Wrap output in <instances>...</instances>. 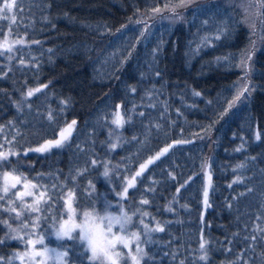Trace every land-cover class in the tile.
I'll return each instance as SVG.
<instances>
[{"label": "trees", "instance_id": "16d2710c", "mask_svg": "<svg viewBox=\"0 0 264 264\" xmlns=\"http://www.w3.org/2000/svg\"><path fill=\"white\" fill-rule=\"evenodd\" d=\"M239 2L193 0V4L184 10V20L172 23L167 19V11L150 12L157 5L162 7L165 0H18L23 5V20L18 18L12 24L9 37H23L26 44L15 48L22 49V52L14 50L11 61L6 55H0V72H6L0 77V89L3 90L0 91V124L5 125L0 133V143L13 135L7 123L9 119L16 120L22 130L19 120L26 118L29 121L27 134L33 146L41 137L53 138L54 131L58 132L57 124L63 126L75 119L77 124L73 135L63 148H54L46 154L30 152L21 167L25 171L31 169L33 177L36 172L55 173L59 170L57 174L63 180L70 169L83 166L86 159L90 165V158L94 157L98 164L90 166L83 177L77 178L80 183L77 196L83 199V188L91 179L96 186L94 195L106 193L115 200L112 189L119 190L126 169L131 173L149 154L174 139L190 141L173 144L137 178V201L140 192L156 181L153 185L155 193L145 194L150 205L144 207L165 227L163 233H153L160 243L148 246L152 250L158 249L155 261L149 264H178L184 257H187L188 264H192L190 250L198 248L201 229L210 241V264H227L243 247L242 238L251 232L259 211L258 196L248 194L236 200L233 196L244 190L245 183L258 189L264 179L261 172L264 169V41L260 38V22L254 15L249 16V21H255L257 26L256 35L251 37L256 45L248 76L250 86H255L254 91L248 99L241 97L223 118H218V113L235 94L234 85L243 83L242 71L235 67V61L241 50L251 47L249 29L241 23L243 13L236 7ZM38 3H50L51 8L42 12L40 8L32 7L29 11V4ZM43 15H48L49 20H43ZM137 19L149 25L139 42L135 37L139 36L142 25L136 24ZM205 20L207 24H204ZM8 23L7 20L0 21L5 32L9 31ZM121 24L126 27L118 32ZM104 25L111 32L103 31ZM225 27L227 30L219 32V39H216L218 29ZM204 35L209 43L195 50ZM161 39L164 43L153 62L152 49ZM31 40L40 43H27ZM133 43L136 47L131 56L119 70H115L111 60L113 50H123ZM21 55L28 62L23 67L18 63ZM33 63L37 67H32ZM9 67L11 71H8ZM156 71L161 75L156 76ZM39 84L47 87L30 98L31 110L25 107L23 115L17 113L12 103L20 99L17 90ZM133 87L136 89L134 93L131 91ZM196 92L200 95H195ZM148 93H152L151 99ZM61 100H67V104L62 105ZM150 103L154 107H150ZM116 104L121 105L122 115L132 117L118 130L111 124ZM49 106L57 116L55 124H49L43 118ZM140 112L144 115L140 116ZM152 124H160L161 130L151 127L150 143L139 144L138 141L145 139V125ZM32 125H35L37 135H32ZM110 129L114 130L112 141H109ZM257 132L261 134L260 139H256ZM134 135L136 141L132 140ZM109 142H117L118 147L109 150ZM77 144L85 151L81 152ZM241 144L243 147L236 151ZM7 146L5 143V148ZM18 146L27 145L21 141ZM21 155L24 154L21 152ZM105 160L111 161L109 167L114 169L110 173L111 183L100 175ZM203 161L207 162L212 174L210 207L203 204ZM241 162L246 167L236 169ZM116 165L120 167L116 168ZM169 172L173 173L175 180L168 176ZM193 172L197 174L193 181L176 194L175 188ZM237 174L245 178L243 183H232ZM40 180L49 185L56 182L47 175ZM68 184L71 186V180ZM229 184H232L231 188ZM129 192L132 193L133 189ZM173 196L177 197L178 203L170 205L173 211H165L164 205ZM185 204L187 207H182ZM54 211H58V206ZM233 233L239 235L233 236ZM229 240L233 241L232 244L228 243ZM9 243L13 248L23 247L17 241ZM181 244L176 261H173L171 253ZM51 245L55 246L54 237ZM229 248L231 251H226ZM9 250V247L0 246V254ZM164 252L169 255L165 256Z\"/></svg>", "mask_w": 264, "mask_h": 264}, {"label": "snow or ice", "instance_id": "6c2138e0", "mask_svg": "<svg viewBox=\"0 0 264 264\" xmlns=\"http://www.w3.org/2000/svg\"><path fill=\"white\" fill-rule=\"evenodd\" d=\"M193 4V0H165L163 6L157 5L150 9L153 14L167 11V19L172 22H179L184 20V10ZM32 7H38L43 10L51 8L50 3L45 4H29V11ZM243 13L241 23H244L249 29L250 35V48L241 50L238 59L235 61V67L240 68L243 74V83L241 85H234L236 87L235 94L230 100L227 101V106L224 107L219 113L218 118H223L228 113L241 97L248 99L254 91L255 86H250L248 80L249 72L251 69L250 61L252 60V53L255 49L256 41L251 39L256 35L255 21H249V16L254 15L259 20L261 25V40L264 41V0H240L236 5ZM67 16V13H64ZM23 20V5L18 3V0H0V21L7 20L9 31L5 32L3 27L0 26V55H6V58L11 61L13 59V52L15 45H23L26 41L23 37L18 39H9L11 34L12 24L17 19ZM42 19L49 20L48 15H43ZM208 21L205 20L204 24ZM137 25H142L139 30V36L135 40L139 42L141 37H144L149 25L144 21L137 19ZM55 27V24H52ZM125 24H121L120 28L124 29ZM100 30L99 28L97 29ZM225 28L218 29L215 38L219 39V32L226 31ZM103 31L111 32L107 26H103ZM27 43L38 44V40H31ZM164 41L161 39L156 47L152 49V60L156 61L158 53L161 51V45ZM193 42H190V44ZM209 43L207 35L200 38V42L196 44V49L199 50L201 45ZM136 44L133 43L130 47L125 46L123 50L114 49L111 54L113 67L119 70V67L131 56ZM15 51L22 52V49H15ZM51 52V49H49ZM125 52L127 55H125ZM119 57V58H117ZM35 60V57L32 58ZM220 58H217L219 60ZM108 59H105V63ZM19 65L25 66L28 62L21 55L18 61ZM37 67L35 63L31 65ZM12 69L9 67L8 71ZM6 75V72H0V77ZM156 76H160L159 71L155 72ZM46 84H39L37 87H27L26 90L20 92V99L13 100V106L17 113L23 115L24 108L29 110L32 108V98L34 94L40 93L42 89L46 88ZM0 91H3L0 89ZM131 91L134 93L136 89L133 87ZM195 95L199 96L200 93L196 92ZM151 99L152 93H148ZM38 99V97H37ZM62 105L67 104V100H61ZM211 104V101H208ZM150 107H154L151 103ZM121 105H115V111L112 113L111 124L115 129H121L123 126L130 122L132 117L130 114L122 115L120 112ZM135 105H133V110ZM167 105H165V111ZM62 111V109H61ZM140 116L144 113L140 112ZM49 124H55L57 116L49 106L46 114H43ZM8 125L11 126L13 133L11 139H6L4 143H0V246L9 247V252L0 254V264H149L150 261H155L156 250L149 249L148 246L159 244L160 241L153 236V233H163L165 231L164 224L152 215L150 211L144 206L150 205V200L146 197V193H155L156 189L153 186L156 181L148 185L144 191L140 192L139 200H136V192L139 191L136 187L137 178L148 169L149 165L159 160L162 156L169 151L173 144L190 143L184 139H174L171 143H166L154 152L149 154L146 159L139 163L131 173L127 169L123 176V183L119 190L113 188L116 199H110L108 194L96 192V186L91 179H88L87 186L83 188L85 193L83 199L77 196V188L80 187L78 177H83L89 171L90 166L98 164L97 159L90 158V165L88 160L84 161L83 166H77L70 169L68 174L61 180L57 172H36L35 177L31 175V169L25 171L21 165L24 157L28 153H50L52 149L63 148L70 137L73 135L74 128L77 124L75 119L71 122H65L63 126L56 125L58 132L54 131L53 138L41 137L40 141L35 143V146L29 142L27 129L29 121L25 119L19 120L17 126L16 120L9 119ZM215 123V121H213ZM5 125L0 124V133L3 132ZM33 128L32 135H37L38 132ZM151 127H155L157 131L161 130L160 124H152L151 126L145 125V139L138 141L139 144L144 145L150 143L148 137L151 135ZM204 129H202L203 131ZM112 129L109 130V141H112ZM17 137L21 139L18 140ZM203 137H201L202 139ZM261 134L256 133V139H260ZM120 139L119 134L116 135V140ZM243 139V137H241ZM133 141L137 140L134 135ZM24 141L27 146L21 145ZM5 143L8 145L5 148ZM81 152L85 150L79 144L76 145ZM109 150H115L118 147L117 142H109L107 144ZM243 144L238 146L235 150L240 151ZM21 152L24 154L21 155ZM87 155V153H86ZM15 158V159H12ZM121 159H125L121 157ZM130 159V157H129ZM252 159H255L254 157ZM111 161L105 160L103 162V172L100 173L106 182L111 183L110 173L114 171L109 167ZM116 168L120 165H116ZM246 165L241 162L236 165V169H243ZM209 166L206 161L201 163V171L203 172V186L202 196L203 204L205 207H210L209 192L212 188V174L208 170ZM235 171V169H234ZM264 173V169H261ZM52 177L56 182L49 184L41 183L40 178L43 176ZM197 174L195 172L189 175L183 183H180L175 188V193L179 194L181 189L193 181V177ZM168 176L173 180L176 177L172 172ZM244 177L242 175H235L232 183H243ZM71 180V186L68 181ZM232 184H229V188ZM129 189H133L130 193ZM248 194L258 196L259 211L253 221V226L250 233H247L242 238L243 247L240 248L239 253L234 259L229 260L227 264H264V179L260 182V187L254 188L252 185L245 183L244 190L239 192L233 199L244 197ZM62 201V204L60 203ZM174 202L178 203L176 196L164 205L165 211H173L170 207ZM58 206V211L54 208ZM231 207V204L228 205ZM187 207V205H182ZM159 210V209H157ZM201 220H203V212L200 213ZM247 229V225H245ZM239 233H233V236ZM55 238V246L51 245L52 238ZM11 241H17L20 247H10ZM67 241H71L68 244ZM232 240L228 243L232 244ZM210 241L205 238L203 229H201L200 239L198 241V248L191 249L190 254L193 255L192 264H210ZM183 245L176 246L172 253L171 258L176 261L179 249ZM167 247V243H165ZM226 251H231L227 249ZM168 256V252H164ZM178 264H188L187 257L181 258Z\"/></svg>", "mask_w": 264, "mask_h": 264}, {"label": "rangeland", "instance_id": "374dc122", "mask_svg": "<svg viewBox=\"0 0 264 264\" xmlns=\"http://www.w3.org/2000/svg\"><path fill=\"white\" fill-rule=\"evenodd\" d=\"M9 39L12 40V38H10V37H9ZM25 44H26V43H25ZM25 44H23V45H25ZM18 46H22V45H15V46H14V50H15V48L18 47ZM39 154H40V153H39Z\"/></svg>", "mask_w": 264, "mask_h": 264}]
</instances>
